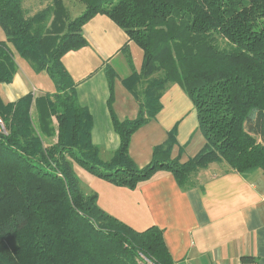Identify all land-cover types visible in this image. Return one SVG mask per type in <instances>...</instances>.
Instances as JSON below:
<instances>
[{"label": "trees", "instance_id": "1", "mask_svg": "<svg viewBox=\"0 0 264 264\" xmlns=\"http://www.w3.org/2000/svg\"><path fill=\"white\" fill-rule=\"evenodd\" d=\"M84 12L71 19L63 0L30 16L24 0H0V84L18 71L12 43L36 73L46 72L54 93L30 92L14 102L0 95V264H173L163 230L137 231L81 190L74 166L121 188L136 189L156 173L173 174L182 189L211 164L243 176L264 174V0H78ZM102 14L143 51L140 71L123 85L139 105L135 119L109 107L120 145L103 160L92 141L93 116L80 104L77 84L63 65L70 51L87 46L83 27ZM123 50L128 51V45ZM169 84L192 101L205 138L198 154L172 157L176 129L139 167L132 136L156 118ZM37 111L38 120L33 117ZM57 122V141L46 145ZM244 257V263H252Z\"/></svg>", "mask_w": 264, "mask_h": 264}, {"label": "crops", "instance_id": "2", "mask_svg": "<svg viewBox=\"0 0 264 264\" xmlns=\"http://www.w3.org/2000/svg\"><path fill=\"white\" fill-rule=\"evenodd\" d=\"M83 36L87 46L70 51L62 62L77 84L80 104L93 116L92 141L107 161L104 156L111 159L120 145L108 103L107 69L110 67L117 74L112 105L116 117L121 121L135 119L139 105L123 80L132 74L130 59L140 71L143 51L129 41L122 28L102 14L84 25ZM5 40L6 36L0 38ZM126 45L129 52L123 50ZM13 48L19 69L11 84L0 85L3 100L14 102L30 92L35 97L54 93L55 86L48 74L36 73L24 61L19 63L21 57ZM161 103L163 108L156 118L132 136L129 153L139 167L150 163L154 147L163 144L174 129L177 145L172 157H179L182 162L196 156L206 143L197 111L179 85H170ZM33 117L38 120L36 109ZM52 125L51 137L44 138L46 145L57 141L55 118ZM79 172L88 185L92 181L97 185L92 193L97 195L98 205L106 213L137 231L152 226L162 229L173 264H244V257H250L253 264H264V174L261 170L243 176L210 165L191 177V187L187 189L179 186L172 173L160 171L133 190L116 187L85 170ZM78 179L83 191L81 178ZM84 191L85 195L92 194Z\"/></svg>", "mask_w": 264, "mask_h": 264}, {"label": "rangeland", "instance_id": "3", "mask_svg": "<svg viewBox=\"0 0 264 264\" xmlns=\"http://www.w3.org/2000/svg\"><path fill=\"white\" fill-rule=\"evenodd\" d=\"M63 2H64L65 7L67 8L68 15L70 16L71 19H75L76 17L80 16L85 10V5L82 4L81 2H79L78 0H63ZM52 4H53V0H24V7L27 9L28 14L30 16L34 15L35 13L39 12L40 10H43L44 8H46L47 6L52 5ZM2 37L5 38V34H4L3 29L0 26V38H2ZM8 45L10 48L14 49L13 48L14 46L12 43H9ZM19 59H20L19 63L21 61L29 63L25 59H22V58H19ZM17 60H18V58H17ZM18 69H19V67H18ZM169 85H171V84H169ZM1 92H0V94H1ZM104 158H108V160L110 159V157H105V156H104ZM211 165L213 167H220L223 170L229 169V167L224 163L223 164L214 163ZM74 169H76V171H75L76 175L81 178V185H82L83 191L85 190L84 192H88V193L91 192L92 193L93 190H95V191L97 190V185L93 184V181H92V183H90L88 185L86 179L80 175L79 171L83 170L80 166L75 165ZM85 173H86V171H85ZM92 194H95V193H92Z\"/></svg>", "mask_w": 264, "mask_h": 264}, {"label": "built area", "instance_id": "4", "mask_svg": "<svg viewBox=\"0 0 264 264\" xmlns=\"http://www.w3.org/2000/svg\"><path fill=\"white\" fill-rule=\"evenodd\" d=\"M0 124H2V123L0 122ZM244 264H248V263H244ZM250 264H253V263H250Z\"/></svg>", "mask_w": 264, "mask_h": 264}]
</instances>
